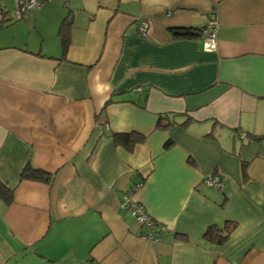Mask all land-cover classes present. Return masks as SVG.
Here are the masks:
<instances>
[{
	"label": "crops",
	"instance_id": "crops-1",
	"mask_svg": "<svg viewBox=\"0 0 264 264\" xmlns=\"http://www.w3.org/2000/svg\"><path fill=\"white\" fill-rule=\"evenodd\" d=\"M15 5L0 0V264H264V0ZM212 20L216 49L170 32ZM130 130L133 150L111 136ZM134 186L159 240L122 205ZM226 220L227 241L205 238Z\"/></svg>",
	"mask_w": 264,
	"mask_h": 264
},
{
	"label": "trees",
	"instance_id": "trees-1",
	"mask_svg": "<svg viewBox=\"0 0 264 264\" xmlns=\"http://www.w3.org/2000/svg\"><path fill=\"white\" fill-rule=\"evenodd\" d=\"M67 20H64L63 25L60 28V35L62 40V55L59 57L60 59H65L66 52L68 48V30L65 28ZM69 22V21H68ZM203 29L199 27H178L171 28V35L175 38H195L203 36ZM187 118L182 124L186 123ZM175 123L174 120L169 118L167 113L160 114L157 119V126L166 128L171 124ZM111 136L116 144H120L124 146L127 150H133L135 145L144 140L145 135L141 132L130 130L124 132H111ZM254 138H261L262 136H253ZM171 141L166 143V146H169ZM244 169L246 164H243ZM246 170V169H245ZM214 176H218V174H213ZM21 179H31V180H41V181H51L53 174L45 171L44 169L34 167L32 165H26L20 174ZM14 199V190L12 188L7 187L0 179V200H2L6 204H10ZM154 218V217H153ZM155 219V218H154ZM156 220V219H155ZM237 222L233 220H226L223 225H210L204 236L209 241H213L216 243H224L229 238L231 232L236 228ZM176 236L181 238H186L185 234H176Z\"/></svg>",
	"mask_w": 264,
	"mask_h": 264
},
{
	"label": "built area",
	"instance_id": "built-area-1",
	"mask_svg": "<svg viewBox=\"0 0 264 264\" xmlns=\"http://www.w3.org/2000/svg\"><path fill=\"white\" fill-rule=\"evenodd\" d=\"M41 1L46 0H15V16L17 19H22L27 15L34 7H36ZM148 23L147 21H142L139 26L140 32L145 35L147 32ZM217 25L216 21H210L203 29V39L206 49H216L217 44V35H216ZM205 182L212 186H221L222 180L218 176L210 175L205 179ZM137 186L129 189L123 200V207L127 208L132 215L139 223L147 227L146 231L142 232L140 235L142 237L159 240V233L167 231L166 227L159 223L153 218L146 210L143 203L139 202L134 198V191Z\"/></svg>",
	"mask_w": 264,
	"mask_h": 264
}]
</instances>
